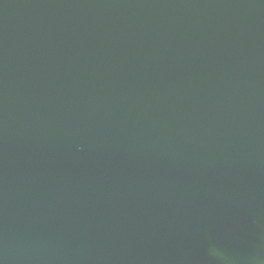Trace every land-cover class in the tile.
<instances>
[{
  "label": "water",
  "instance_id": "1",
  "mask_svg": "<svg viewBox=\"0 0 264 264\" xmlns=\"http://www.w3.org/2000/svg\"><path fill=\"white\" fill-rule=\"evenodd\" d=\"M0 264H264V0H0Z\"/></svg>",
  "mask_w": 264,
  "mask_h": 264
}]
</instances>
